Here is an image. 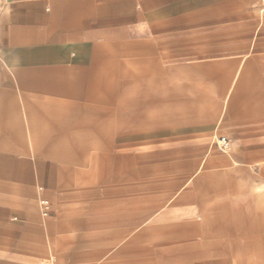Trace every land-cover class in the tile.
<instances>
[{
  "label": "rangeland",
  "instance_id": "374dc122",
  "mask_svg": "<svg viewBox=\"0 0 264 264\" xmlns=\"http://www.w3.org/2000/svg\"><path fill=\"white\" fill-rule=\"evenodd\" d=\"M262 2L263 7L237 22L195 24L187 36L180 34L179 40L188 37L196 46L186 50L194 64L187 67L193 73H179L184 66L168 59L185 50H165V63L157 65L154 47L148 50L152 63L143 66L146 70L126 64L129 59L122 56L115 67H104L109 71L94 72V77L109 78V89L100 90L102 97L94 106H84L83 129L72 128L76 123L70 120L40 121L35 133L28 113L21 114L28 141L35 136L40 142H58L19 146L20 152L26 149L45 158L54 180L53 185L43 186L53 194L50 216L57 217L47 234L58 240L48 243L44 264L50 255L57 264H93V252L83 257L93 248L94 230L130 228L119 244L101 246L105 251L94 255L95 264H104L116 248L135 239L142 228L157 224L170 208L178 206L174 215L183 220L189 203L195 204L200 223L194 226V235L179 225L180 257L170 262L264 264V228L258 224L251 179L252 171L258 175L259 170L264 205V137L257 136L264 130V92H238L237 103L230 104L231 81L240 73L249 80H264ZM222 25L226 31H212ZM249 61L256 65L248 68ZM96 81L69 82L38 92H99ZM226 83L230 86L224 90ZM15 86L14 92L33 91L26 81H16ZM244 103L250 105L249 112ZM87 116L92 117L87 120ZM223 137L231 141L230 150L222 148ZM239 168L244 170L243 178L223 176L224 171ZM157 240L149 231L137 244L152 246Z\"/></svg>",
  "mask_w": 264,
  "mask_h": 264
},
{
  "label": "crops",
  "instance_id": "0c3cea01",
  "mask_svg": "<svg viewBox=\"0 0 264 264\" xmlns=\"http://www.w3.org/2000/svg\"><path fill=\"white\" fill-rule=\"evenodd\" d=\"M261 7L262 0H9L0 11V264H44L49 253L48 243L58 240L47 234L57 221L56 216H50L53 194L43 186L54 183L49 164L45 158L33 156L26 149L20 152L19 147L29 143L58 142H40L35 136V140L28 141V126L23 123L21 114L28 113L27 120L33 122L31 127L35 133L40 128L36 123L40 121L70 120L76 123L72 128L83 129L84 106H94L102 97L100 90L109 89V78L94 77V72H106L108 68L105 66L115 67L117 57L122 56L129 59L126 64H139L142 65L140 70H146L143 66L152 63L148 50L154 47L157 65L165 63L162 55L165 50H185L183 55L168 59H172L175 65L184 66L178 69L179 73H193V68L187 67L194 64L189 62L186 50L196 46L188 37L179 40L181 33L187 36L195 24L237 22ZM222 26L224 28L212 31H226V26ZM255 65V61H249L248 68ZM84 73H90V76L83 77ZM84 80H97L99 92H38L42 88L54 85L60 88L69 82L76 84ZM16 81H26L33 91L14 92ZM263 81L260 78H243L240 73L235 82L231 81L230 91L234 93L230 104L237 103L238 92H264ZM229 86L226 83L222 88L227 90ZM243 106L247 112L251 109L245 103ZM91 117L86 118L90 120ZM263 131H257V136L264 137ZM259 174V170L258 175L251 173L252 193L258 224L264 228ZM223 176L243 178L244 170L224 171ZM43 198L51 202L48 216L41 211L40 200ZM179 209L174 206L164 212L157 218V224L136 233L132 241H136L137 246L132 245V241L123 244L103 263L223 264L209 260L170 262V259L180 257L179 225L187 226L188 233L191 230L190 235H194V226L200 223L196 220L194 203L186 206L183 220L174 215ZM165 217H169L166 223ZM130 222H124V226ZM130 230L126 227L108 232L94 230L91 238L93 248L82 257L87 258L93 252L95 264L94 255L105 251L101 246L119 244ZM149 231L155 232L157 242L152 246L138 245L137 242L142 243ZM104 235L108 237L104 238ZM101 239L109 242L101 243ZM48 264H57L51 255Z\"/></svg>",
  "mask_w": 264,
  "mask_h": 264
},
{
  "label": "built area",
  "instance_id": "2783aa9c",
  "mask_svg": "<svg viewBox=\"0 0 264 264\" xmlns=\"http://www.w3.org/2000/svg\"><path fill=\"white\" fill-rule=\"evenodd\" d=\"M8 2L9 0H0V11L7 6ZM220 142L224 150H230L232 148V143L228 138L223 137ZM40 207L42 214L48 216L51 210V202L48 199L43 198L40 200Z\"/></svg>",
  "mask_w": 264,
  "mask_h": 264
}]
</instances>
